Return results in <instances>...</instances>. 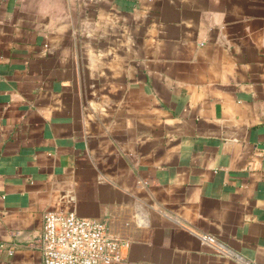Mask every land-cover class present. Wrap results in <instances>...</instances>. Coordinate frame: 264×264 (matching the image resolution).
I'll return each mask as SVG.
<instances>
[{
    "label": "crops",
    "instance_id": "obj_1",
    "mask_svg": "<svg viewBox=\"0 0 264 264\" xmlns=\"http://www.w3.org/2000/svg\"><path fill=\"white\" fill-rule=\"evenodd\" d=\"M47 212L110 264H264V0H0V264Z\"/></svg>",
    "mask_w": 264,
    "mask_h": 264
},
{
    "label": "built area",
    "instance_id": "obj_2",
    "mask_svg": "<svg viewBox=\"0 0 264 264\" xmlns=\"http://www.w3.org/2000/svg\"><path fill=\"white\" fill-rule=\"evenodd\" d=\"M126 242L107 221L75 212H47L42 232L43 264H110L121 260Z\"/></svg>",
    "mask_w": 264,
    "mask_h": 264
}]
</instances>
